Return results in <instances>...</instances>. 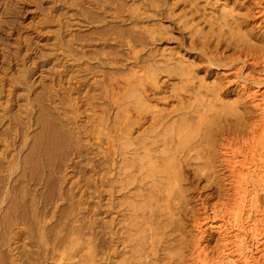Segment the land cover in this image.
I'll list each match as a JSON object with an SVG mask.
<instances>
[{"label":"bare ground","instance_id":"6f19581e","mask_svg":"<svg viewBox=\"0 0 264 264\" xmlns=\"http://www.w3.org/2000/svg\"><path fill=\"white\" fill-rule=\"evenodd\" d=\"M68 1L0 0V28L19 32L26 13L32 21L22 27L34 33V42L23 35L0 52V264H221L231 255L254 264V250L264 256V220L252 217L261 210L248 186L264 191V117L246 125L239 102H215L264 81V49L237 37L264 21V0L217 17H207L210 0H141L137 8L97 0L82 10L83 25L104 21L113 5L111 19L92 35L58 38L53 47L63 56L46 79L44 27H69L57 13ZM162 19L169 27L140 24ZM163 40L195 60L156 58L152 45ZM130 64L137 70L123 74ZM215 67L226 69L224 81L204 93L192 85L194 71ZM161 73L181 82L170 91L178 100L171 109L151 104L167 85ZM203 180L218 200L191 206L185 187ZM210 221L219 233L235 231L215 257L199 243ZM189 225L197 231L190 239Z\"/></svg>","mask_w":264,"mask_h":264},{"label":"rangeland","instance_id":"374dc122","mask_svg":"<svg viewBox=\"0 0 264 264\" xmlns=\"http://www.w3.org/2000/svg\"><path fill=\"white\" fill-rule=\"evenodd\" d=\"M72 1V4H69V1L67 3H63L59 9L57 10V13H61L62 16L58 17H63V20H66L67 23L69 24V27H64V26H58L56 23H51L49 25H45L44 31L46 32V38L43 40L42 45H45L44 51L46 49L45 54H50L51 55V62L46 64V66L43 67V69L46 72V79L49 78L50 76V68L53 66V63H56L63 55L60 50H56V48L53 47L54 44L58 42V38L60 40H63L64 38H70L73 33H75V30H80V33L84 34H89L92 35L93 31L102 29L103 24L106 22V19H111L110 15L111 12H115L114 6L110 5V7H107V16L104 21L99 22V23H89V25H83L84 24V14H82V10L84 11H89L88 5L89 3H94L97 0H70ZM121 1V0H120ZM172 1V0H171ZM245 0H210L212 5L208 4L206 7L207 11V17L209 16H220L222 12H228L230 10H234L236 12H242L245 11V8H239L238 4L239 2H242ZM141 0H127L126 2V7L130 8H137L140 4ZM205 2L201 1V4L203 5ZM57 4H60V1L57 2ZM52 3L48 2H42V6H50ZM57 5V6H58ZM96 5V4H95ZM33 9V5L29 6V9ZM239 8V9H238ZM181 10V7L177 8L174 10L175 13H179ZM49 11L48 8H45L42 14H39V17H46V13ZM96 12H99L97 10L92 9L91 14H95ZM54 14V13H49ZM51 17V16H50ZM49 17V19H50ZM32 21V17L30 15H22V17L17 20V24H20V29H18L19 32L15 31H9L6 29L0 28V52H4L7 54L9 52V49L16 46L18 41L23 38V35L27 38L33 39L34 33H31V29H24L23 24L27 26L30 22ZM193 21V24H195L196 20H191ZM191 21L189 23H191ZM156 24H153L152 22H143L140 23L143 26H150V27H156L159 23L163 26H168L169 27V22L165 21L164 19L162 20H157ZM259 22H262V18H256V20L251 21L249 24V27L244 26L242 29H240L241 33H245L247 28H254L251 34H240L237 35V37H241L243 40H246L248 43H251L253 46L256 48H262L264 49V21L258 25ZM112 24V23H108ZM82 25V26H81ZM97 26V27H95ZM196 28H200L203 31H206L209 29L208 25H204L202 22L195 24ZM30 28V27H29ZM57 28H59L60 36L57 35ZM169 35L171 37L179 38L180 34L176 31H170ZM95 36V34H93ZM152 52L156 55V58L158 57L159 59L164 58V57H172V58H181L183 61H194L196 58L195 53H189L185 50V48H181L178 45H176L175 41H159L157 42L156 45H152ZM232 51H226L225 54L229 55L231 54ZM23 54V53H22ZM57 58V59H56ZM197 61V60H196ZM55 67L54 69H56ZM261 67L256 68L254 75H257L259 73V69ZM135 71L137 68L133 65L130 64L125 68L124 72L128 70ZM224 71H226L225 68L221 67H215L212 72L209 74H206L204 70L201 71H194V80L192 85H195L196 88L199 87L200 92L206 91V88L209 87L210 84L214 83L216 84L219 80H221L224 76ZM249 70H244V72H248ZM263 72V71H262ZM35 75L34 77H36ZM38 79V78H37ZM159 83L162 81L167 82L166 86H162V90L159 91L155 96L156 97H162L161 100H159L158 103L153 101L151 104L154 106L156 109H171L175 107V105L178 103L177 98H170V91L171 89H175V87H179L181 85V82L177 79H169L167 75L161 73L158 75ZM224 81V80H221ZM254 90H257L255 94L252 95V92L250 91L249 94L243 95L241 98H238V95L236 93H229L225 95H219L220 101L215 102L217 106H219V103H230V102H239V111L240 114L243 115V122L246 123V125L250 124L251 122L258 121L259 117L263 116L264 117V81L262 83H259L258 86L253 88ZM262 91V92H261ZM209 93V92H208ZM255 95H259L258 98L255 97ZM166 98V99H165ZM193 97H189L188 95L185 96L182 100L184 102H191ZM211 98V94H208L207 96L203 97V100H208ZM263 99V100H261ZM208 102V101H207ZM206 103V102H205ZM207 185V182L205 180L203 181H194L193 185H188L185 187V195H186V200L189 202V204L195 205L196 203H199L201 201H204L207 203V205L211 206L214 203L217 202V197L214 196V194H211V191L207 190L205 186ZM248 190L250 191L251 195L250 197L254 196L257 198V210H261V213L257 214L258 212H252V217L256 219H261L264 220V191L261 190L260 188L253 187V186H248ZM254 190V191H253ZM249 197V198H250ZM211 223L208 222L207 224L204 225L206 228V232L204 235L201 236L200 238V244L202 246H205L207 248V251L209 252V255H213L214 257L216 256L215 250L216 248L221 245V241L227 240L228 242L232 240V235L233 231H231L229 234L222 232L219 233L215 228H209L208 224ZM188 234L187 238L190 239L191 236L195 235L197 231H194V229L189 225L188 227ZM264 239V238H263ZM253 240L250 237V235L245 236V240L243 243L244 245L248 246L249 248L251 247ZM262 247V246H261ZM245 250L244 252H246ZM250 254V253H249ZM248 254V255H249ZM254 256V264H264V256H261L259 252H253ZM237 255L235 256H229V258H226L222 261L221 264H251L249 262H241L242 260L238 261ZM116 260L119 259L118 257L115 258ZM186 264H190V261H187Z\"/></svg>","mask_w":264,"mask_h":264}]
</instances>
